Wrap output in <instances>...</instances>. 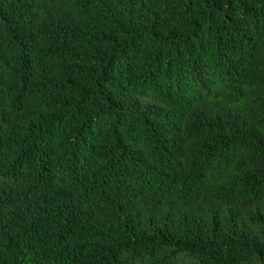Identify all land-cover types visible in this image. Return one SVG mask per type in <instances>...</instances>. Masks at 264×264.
<instances>
[{
  "label": "trees",
  "instance_id": "16d2710c",
  "mask_svg": "<svg viewBox=\"0 0 264 264\" xmlns=\"http://www.w3.org/2000/svg\"><path fill=\"white\" fill-rule=\"evenodd\" d=\"M0 264H264V0H0Z\"/></svg>",
  "mask_w": 264,
  "mask_h": 264
}]
</instances>
